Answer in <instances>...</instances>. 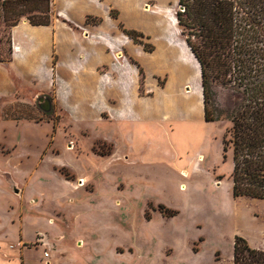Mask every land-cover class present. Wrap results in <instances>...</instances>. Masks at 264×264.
Segmentation results:
<instances>
[{
	"label": "rangeland",
	"instance_id": "rangeland-1",
	"mask_svg": "<svg viewBox=\"0 0 264 264\" xmlns=\"http://www.w3.org/2000/svg\"><path fill=\"white\" fill-rule=\"evenodd\" d=\"M147 4L153 6L151 1L142 6ZM177 10V3L161 2L152 11L154 19L138 24H156L159 34L171 30L183 43ZM98 21L90 17L87 24ZM107 23L121 36L123 48L113 64L98 65L97 72L117 81L123 95L100 97L88 111L78 104L70 108L60 101L66 91L54 72L51 91L30 97L40 113L36 124L52 128L46 144L38 130L10 127L6 137L0 132L7 146L18 141L10 155L0 154V239L18 248L23 240L26 264H47L45 252L54 264H233L236 238L264 250V201L232 194L233 152H224L230 123L178 117L170 129L127 119L133 105L126 103L136 94L153 99V89L165 86L169 72L151 75L135 54L139 49L154 53V36L127 27L119 15ZM8 25L0 14V54L11 59ZM116 25L142 33L139 40L153 51L132 39L126 44ZM163 53L174 76L191 77L187 88L192 91L200 76L196 60H180L178 51ZM56 62L55 57L53 67ZM137 77L139 86L131 84ZM212 90L210 117L220 119L230 92L220 84ZM41 95L52 101L48 112L37 104ZM187 105L194 106L190 100Z\"/></svg>",
	"mask_w": 264,
	"mask_h": 264
},
{
	"label": "crops",
	"instance_id": "crops-1",
	"mask_svg": "<svg viewBox=\"0 0 264 264\" xmlns=\"http://www.w3.org/2000/svg\"><path fill=\"white\" fill-rule=\"evenodd\" d=\"M51 1L54 15L49 26H33L27 20H23L10 30L11 59L6 63L0 62V132H3L5 137L10 127L27 132L38 130L45 134L46 144L52 128L49 124L43 126L36 124L40 113L30 97L39 91H51L54 72L55 80L60 82L62 89L66 91L60 101H63L62 105L70 108L78 104L83 111H88L91 103L100 97L105 99L113 94L116 97L123 95L124 91L117 81H112L109 74L97 72L98 65L107 62L113 64V56L117 59L119 53L116 52L123 48L121 36L117 35L113 25L107 23L111 20V9L117 10L127 27L150 33L155 37L157 47L154 53L145 54L139 48L135 52L138 57L145 60V70L151 75H159L166 70L169 72V80L165 86L162 88L156 86L153 89L155 95L153 99L147 101L136 94L126 103L133 107L132 112L127 113L125 117L141 124H160L170 129H173L171 124H175L178 117L195 120L200 124L212 123L205 118L200 68L199 81L191 91L187 88L190 86L191 77L174 76L171 68L164 65V62H168L164 51L180 52V60L195 59L192 53L187 56L190 50L185 41L181 43L174 40L171 30L157 33L154 29L156 24L150 27L138 24L139 19H154L152 11L157 10L161 2L178 3V0ZM146 1L153 2V6L149 4L142 6ZM146 8L151 12L144 11ZM88 17L97 18L100 23L87 24ZM116 28L119 30L120 27L116 25ZM122 36L126 39V44H131L128 36L124 33ZM55 57L57 62L53 67ZM151 61L159 65L152 68ZM179 64H182L181 61ZM131 84L139 86V77L136 80L132 78ZM19 93L22 97L16 98ZM189 100L194 106L187 105ZM17 142L7 146L0 140V147L4 150H1L0 154L10 155L17 149ZM18 225L22 231L23 222L19 220ZM23 242L19 240L21 247L18 248L0 239V264H26V245ZM50 256V254L47 258L42 256V261L47 260V264L56 263Z\"/></svg>",
	"mask_w": 264,
	"mask_h": 264
},
{
	"label": "trees",
	"instance_id": "trees-1",
	"mask_svg": "<svg viewBox=\"0 0 264 264\" xmlns=\"http://www.w3.org/2000/svg\"><path fill=\"white\" fill-rule=\"evenodd\" d=\"M177 5V26L200 68L205 118L230 123L224 152H233V197L264 201V0H178ZM0 14L11 29L24 16L33 26H49L52 1L0 0ZM110 16L117 19L118 12ZM119 27L153 51L139 40L142 33ZM9 61L0 54L1 63ZM215 84L230 92L220 119L209 111ZM233 264H264V250L236 238Z\"/></svg>",
	"mask_w": 264,
	"mask_h": 264
},
{
	"label": "water",
	"instance_id": "water-1",
	"mask_svg": "<svg viewBox=\"0 0 264 264\" xmlns=\"http://www.w3.org/2000/svg\"><path fill=\"white\" fill-rule=\"evenodd\" d=\"M51 99L47 95H41L37 98V104L44 111L48 112L51 109Z\"/></svg>",
	"mask_w": 264,
	"mask_h": 264
},
{
	"label": "built area",
	"instance_id": "built-area-1",
	"mask_svg": "<svg viewBox=\"0 0 264 264\" xmlns=\"http://www.w3.org/2000/svg\"><path fill=\"white\" fill-rule=\"evenodd\" d=\"M49 256V253L48 252H45L44 253V257L47 258Z\"/></svg>",
	"mask_w": 264,
	"mask_h": 264
},
{
	"label": "bare ground",
	"instance_id": "bare-ground-1",
	"mask_svg": "<svg viewBox=\"0 0 264 264\" xmlns=\"http://www.w3.org/2000/svg\"><path fill=\"white\" fill-rule=\"evenodd\" d=\"M146 11H148V10L146 9Z\"/></svg>",
	"mask_w": 264,
	"mask_h": 264
}]
</instances>
